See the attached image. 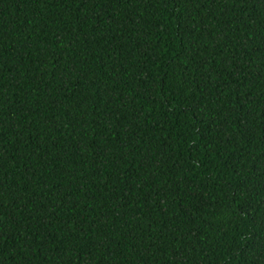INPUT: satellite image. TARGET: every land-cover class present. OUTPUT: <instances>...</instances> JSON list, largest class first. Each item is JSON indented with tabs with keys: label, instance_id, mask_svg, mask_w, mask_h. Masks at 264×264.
Here are the masks:
<instances>
[{
	"label": "trees",
	"instance_id": "trees-1",
	"mask_svg": "<svg viewBox=\"0 0 264 264\" xmlns=\"http://www.w3.org/2000/svg\"><path fill=\"white\" fill-rule=\"evenodd\" d=\"M0 264H264V0H0Z\"/></svg>",
	"mask_w": 264,
	"mask_h": 264
}]
</instances>
